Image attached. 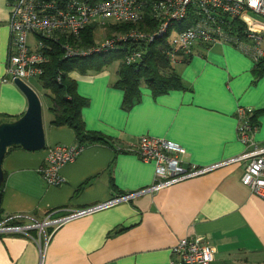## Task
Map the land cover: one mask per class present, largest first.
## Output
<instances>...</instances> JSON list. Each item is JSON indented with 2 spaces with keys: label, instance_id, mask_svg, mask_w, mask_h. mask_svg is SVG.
<instances>
[{
  "label": "crops",
  "instance_id": "1",
  "mask_svg": "<svg viewBox=\"0 0 264 264\" xmlns=\"http://www.w3.org/2000/svg\"><path fill=\"white\" fill-rule=\"evenodd\" d=\"M11 11L8 0H0V125L17 121L28 109L16 83L3 81L11 54ZM174 69L181 88L155 95L143 83L129 109L124 90L116 87L118 69L72 72L79 95L88 100L82 111L86 129L109 143L84 147L61 168L66 182L49 186L39 171L47 148L79 141L70 126L44 121L45 149L14 146L4 158L0 224L61 218L151 186L155 164L133 151L142 136L179 143L187 150L185 161L199 167L238 157L245 151L238 139L240 106L253 109L259 124L255 140L264 144V73L249 54L230 43L198 46ZM245 167V162L224 165L45 233L0 234V264H170L173 248L186 237L214 246L212 264H264V199L243 185Z\"/></svg>",
  "mask_w": 264,
  "mask_h": 264
},
{
  "label": "built area",
  "instance_id": "2",
  "mask_svg": "<svg viewBox=\"0 0 264 264\" xmlns=\"http://www.w3.org/2000/svg\"><path fill=\"white\" fill-rule=\"evenodd\" d=\"M11 54L6 65L4 82L20 80L29 86L32 79L41 80L50 62L52 45L61 46L63 56H90L133 45L126 53L125 64L139 62L145 48L159 38L170 45L167 55L172 65L186 62L198 46L205 48L217 43H230L249 54L256 63L264 58V0H70L60 5L55 0H15L11 4ZM151 17L155 27L150 30L132 29L113 32L111 26L138 24ZM182 24V25H181ZM90 26L94 27L95 44L80 48L78 40ZM96 33L102 39L97 40ZM33 36V40H30ZM60 81L61 76L57 77ZM32 87V86H31ZM254 111L240 106L237 111L238 139L245 151L238 157L217 165L199 167L185 161L187 150L179 143L151 136H142L133 150L144 162L155 164L151 186L140 191L118 195L106 202L73 211L61 218L49 215L43 221L11 225L0 224V234L23 233L58 227L69 219L128 202L144 193H156L182 181L195 178L218 167L245 162L243 185L264 199V144L255 140L259 126L252 122ZM80 144H57L47 148L40 168L43 181L49 186H61L66 179L61 168L73 163L83 151ZM214 246L202 238L181 239L172 250L170 264H212Z\"/></svg>",
  "mask_w": 264,
  "mask_h": 264
},
{
  "label": "trees",
  "instance_id": "3",
  "mask_svg": "<svg viewBox=\"0 0 264 264\" xmlns=\"http://www.w3.org/2000/svg\"><path fill=\"white\" fill-rule=\"evenodd\" d=\"M15 0H8L11 4ZM60 5H66L70 0H55ZM95 3L101 0H87ZM154 20L147 15L138 24H124L111 26L109 34L113 32H128L132 29L150 30L155 27ZM182 25V24H181ZM80 48H90L95 44L94 27H88L78 40L71 39ZM170 45L166 38H159L150 43L144 51L142 59L132 65L125 64L127 52L133 49L129 43L123 44L120 49H115L101 54L90 56H76L65 58L61 46L52 45L50 62L40 82L48 93L51 100V112L53 126H70L76 133L80 146L86 147L91 144H108L109 140L103 135L90 132L86 129L82 111L88 105V100L79 95L77 82L70 77L74 71L86 73L88 71H102L114 61H119V80L116 87L124 90V108L129 109L141 95V85L145 83L152 89L155 95L166 93L175 88H181L182 82L171 64L167 55ZM190 60V59H189ZM188 60V61H189ZM187 62V61H186ZM260 71L264 73V58L259 62ZM61 76L60 81L57 77ZM252 122L258 124L255 114ZM5 179L0 182V192L3 193ZM1 214V210H0ZM3 220V219H1ZM0 220V221H1ZM11 225L22 224L17 220L8 222Z\"/></svg>",
  "mask_w": 264,
  "mask_h": 264
},
{
  "label": "water",
  "instance_id": "4",
  "mask_svg": "<svg viewBox=\"0 0 264 264\" xmlns=\"http://www.w3.org/2000/svg\"><path fill=\"white\" fill-rule=\"evenodd\" d=\"M16 85L28 99L26 113L15 122L0 125V182L4 179L2 164L9 148L20 146L28 151L46 148L43 106L37 92L28 84L17 80ZM2 193L0 192V207ZM1 209V208H0Z\"/></svg>",
  "mask_w": 264,
  "mask_h": 264
},
{
  "label": "rangeland",
  "instance_id": "5",
  "mask_svg": "<svg viewBox=\"0 0 264 264\" xmlns=\"http://www.w3.org/2000/svg\"><path fill=\"white\" fill-rule=\"evenodd\" d=\"M96 38L97 40H101L102 39L101 34L99 35L98 33H96ZM119 66H120V62L114 61L110 66L106 67V69H109L110 71L113 72V71H116L119 68ZM30 84L32 88L36 90L40 95V99H41L42 106H43L44 121L47 123L49 122V120L53 119V114L50 110L52 103L48 96V93L39 80L32 79L30 81Z\"/></svg>",
  "mask_w": 264,
  "mask_h": 264
}]
</instances>
